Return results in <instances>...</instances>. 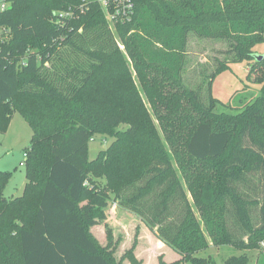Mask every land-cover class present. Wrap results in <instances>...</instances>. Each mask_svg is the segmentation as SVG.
Here are the masks:
<instances>
[{
  "label": "trees",
  "instance_id": "obj_1",
  "mask_svg": "<svg viewBox=\"0 0 264 264\" xmlns=\"http://www.w3.org/2000/svg\"><path fill=\"white\" fill-rule=\"evenodd\" d=\"M77 1L6 0L0 10V132L16 111L33 132L22 195L4 194L12 174L0 169V264H121L112 226L108 245L91 232L113 203L180 253L159 264H218L199 255L211 245L257 248L264 90L227 113L215 110L212 84L230 61H264L254 48L264 0H131L115 21L99 0ZM194 36L226 48L196 84L184 78ZM108 133L90 160V140Z\"/></svg>",
  "mask_w": 264,
  "mask_h": 264
},
{
  "label": "rangeland",
  "instance_id": "obj_2",
  "mask_svg": "<svg viewBox=\"0 0 264 264\" xmlns=\"http://www.w3.org/2000/svg\"><path fill=\"white\" fill-rule=\"evenodd\" d=\"M100 1V5L102 0ZM82 0H78L74 4H80ZM132 2V1H131ZM108 17V13H106ZM115 28V26H113ZM116 31V29H114ZM256 55H264V39L255 47ZM120 49L124 50V46L120 43ZM187 69L184 78L192 84L199 82L201 77L200 70L208 69L209 72L214 67L215 58H223L225 43L216 40H205L202 38L192 37L189 43ZM222 50L221 52H219ZM230 66L219 72L212 84V95L217 99V111L236 112L237 108L246 104L251 99L257 98L264 90V61L257 63L253 58L248 62H232ZM134 75V74H133ZM138 81V80H137ZM139 85V82H137ZM141 88V85L139 86ZM31 103V102H30ZM38 104H45L44 99L39 100ZM56 105V102L54 103ZM41 105V106H42ZM59 106V104L57 103ZM126 126L123 125L122 129ZM32 131L26 119L18 111L14 112L13 118L6 132H0V169L11 172V179L4 189V194L9 197H16L23 194V188L27 182L25 166L21 164L24 161V153L30 147ZM114 140V135L97 134L89 142V159L93 160L102 150L108 149ZM98 181L102 184L105 180ZM103 186V184H102ZM84 203V202H83ZM112 206L106 210L108 218L105 222L113 227L114 237L118 241L111 244L114 248V255L118 259H122L121 264H159L163 259L167 262H173L180 259V253L171 247L161 244L158 236L150 228H145L144 222L140 221L130 210L117 209V219L111 214ZM101 230V227H99ZM103 231V230H101ZM96 231V238L104 245H108L107 234L104 231ZM101 232V233H100ZM93 233V232H92ZM158 247V248H157ZM248 252L251 257V264L264 255V239L260 241L255 249H234L228 245L214 246L211 245L204 251L200 252V256L211 255L218 264L230 257ZM151 253V255H150ZM136 262L132 263L131 257ZM181 264H193L190 261Z\"/></svg>",
  "mask_w": 264,
  "mask_h": 264
},
{
  "label": "built area",
  "instance_id": "obj_3",
  "mask_svg": "<svg viewBox=\"0 0 264 264\" xmlns=\"http://www.w3.org/2000/svg\"><path fill=\"white\" fill-rule=\"evenodd\" d=\"M109 4L112 5V11L108 10ZM102 5L107 8L108 18L112 21L128 17L134 9L131 0H102ZM7 6L6 0H0V10H5ZM26 157L27 153H24V159ZM21 164L25 165V162L21 161Z\"/></svg>",
  "mask_w": 264,
  "mask_h": 264
},
{
  "label": "crops",
  "instance_id": "obj_4",
  "mask_svg": "<svg viewBox=\"0 0 264 264\" xmlns=\"http://www.w3.org/2000/svg\"><path fill=\"white\" fill-rule=\"evenodd\" d=\"M25 187V186H24ZM24 189V188H23ZM112 208L111 209H113L112 211L113 212H111V214L115 217V219L114 220H116L117 219V209H118V206H116V204L115 203H113L112 205ZM120 209V208H119ZM134 214V213H133ZM107 215V218H108V214H106ZM135 215V214H134ZM136 216V215H135ZM137 217V216H136ZM138 218V217H137ZM140 220V219H139ZM140 221H142V220H140ZM142 222H144V221H142ZM106 223L107 222H105V220L104 221H100L99 223H97V224H95L92 228H91V232H93V235L95 236V237H97L96 236V231L97 230H99V231H101V230H103V231H101L100 233L101 234H104V231H105V233L107 234V228H106ZM109 224V223H108ZM145 224V223H144ZM146 225V224H145ZM99 227H101V230L99 229ZM113 228V227H112ZM145 228L146 229H148L149 230V227L146 225L145 226ZM114 230V229H113ZM156 236V235H155ZM103 245H104V243H103V241L101 242ZM161 243H163L164 245H166L164 242H161ZM158 248V247H157ZM150 255H151V253H150Z\"/></svg>",
  "mask_w": 264,
  "mask_h": 264
},
{
  "label": "water",
  "instance_id": "obj_5",
  "mask_svg": "<svg viewBox=\"0 0 264 264\" xmlns=\"http://www.w3.org/2000/svg\"><path fill=\"white\" fill-rule=\"evenodd\" d=\"M255 58H256V60L261 61V59L264 58V55L259 56V55L255 54Z\"/></svg>",
  "mask_w": 264,
  "mask_h": 264
}]
</instances>
